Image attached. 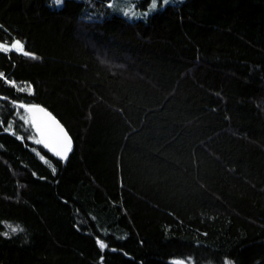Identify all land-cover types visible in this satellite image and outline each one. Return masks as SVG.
Masks as SVG:
<instances>
[{
  "label": "trees",
  "instance_id": "obj_1",
  "mask_svg": "<svg viewBox=\"0 0 264 264\" xmlns=\"http://www.w3.org/2000/svg\"><path fill=\"white\" fill-rule=\"evenodd\" d=\"M51 1L0 0V264H264V0Z\"/></svg>",
  "mask_w": 264,
  "mask_h": 264
},
{
  "label": "water",
  "instance_id": "obj_2",
  "mask_svg": "<svg viewBox=\"0 0 264 264\" xmlns=\"http://www.w3.org/2000/svg\"><path fill=\"white\" fill-rule=\"evenodd\" d=\"M23 108L32 116L34 129L41 144L53 157L65 163L73 152L74 145L64 125L42 107L24 106Z\"/></svg>",
  "mask_w": 264,
  "mask_h": 264
},
{
  "label": "rangeland",
  "instance_id": "obj_3",
  "mask_svg": "<svg viewBox=\"0 0 264 264\" xmlns=\"http://www.w3.org/2000/svg\"><path fill=\"white\" fill-rule=\"evenodd\" d=\"M139 1L140 0H112V5H113L112 10L113 12L122 15L132 21L145 20L148 16H150L151 14L155 13L160 9H163L165 6L169 4L179 3L182 0H168L167 3H165V0H156L155 7H153V0H152L146 9H140L138 7ZM50 4L52 7L59 8L62 4V0L59 4L55 3V0H52ZM0 48H2V46H0ZM4 48L7 50H15L21 52L22 45L19 42H16L13 46L4 47ZM13 84L17 88V90L31 92V88L28 85L15 84V83ZM33 151L43 162L49 164L46 158L43 157L37 150H33Z\"/></svg>",
  "mask_w": 264,
  "mask_h": 264
},
{
  "label": "snow or ice",
  "instance_id": "obj_4",
  "mask_svg": "<svg viewBox=\"0 0 264 264\" xmlns=\"http://www.w3.org/2000/svg\"><path fill=\"white\" fill-rule=\"evenodd\" d=\"M60 2H61V0H55V3H57V4H59ZM167 2H168V0H165V3H167ZM155 4H156V0H153V7H155ZM17 230H18L17 227H11V231L13 233H15ZM0 235H4L7 238L8 233L4 232V233H0Z\"/></svg>",
  "mask_w": 264,
  "mask_h": 264
}]
</instances>
